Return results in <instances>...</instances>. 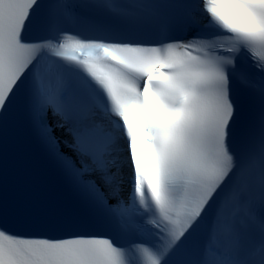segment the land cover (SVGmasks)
I'll list each match as a JSON object with an SVG mask.
<instances>
[{
	"label": "snow or ice",
	"instance_id": "6c2138e0",
	"mask_svg": "<svg viewBox=\"0 0 264 264\" xmlns=\"http://www.w3.org/2000/svg\"><path fill=\"white\" fill-rule=\"evenodd\" d=\"M0 264H264V0H0Z\"/></svg>",
	"mask_w": 264,
	"mask_h": 264
}]
</instances>
